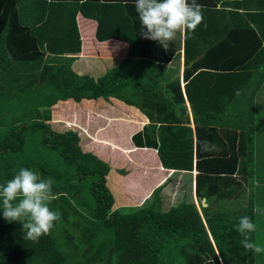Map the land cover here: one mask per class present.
<instances>
[{
  "label": "crops",
  "instance_id": "0c3cea01",
  "mask_svg": "<svg viewBox=\"0 0 264 264\" xmlns=\"http://www.w3.org/2000/svg\"><path fill=\"white\" fill-rule=\"evenodd\" d=\"M197 2L203 5V22L193 32L178 33L167 50L158 41L143 37L142 31L147 29L142 30L135 0H35L28 5L39 12L36 22L50 27V49L69 53L61 67L88 74L91 83L108 73L118 83L107 96L97 94L102 87H94L79 102L71 98L53 106V119L78 126L84 142L98 143L95 152L101 159L113 165L121 155L109 175L120 194L115 208L140 206L161 186L162 211L186 201L200 207L205 198L212 215L226 208L246 213L249 196L241 197L240 185H253L251 205L260 212L254 232L258 246L264 240V213L260 211L264 205V151L261 147L256 150L253 143L250 181L246 180L250 168L237 171L244 160L237 149L250 146L249 126L245 128L250 121L264 133V122L258 119L264 116V0ZM195 40L200 48L210 49L207 65L213 69L198 70L187 79V67L196 61L187 64L185 44L191 46ZM211 107L223 109L220 120L204 118ZM12 110L5 108V115ZM204 141L215 145L213 154L203 150ZM189 145L194 150L192 163ZM158 148L167 150L170 167H164ZM236 151L239 161L233 173ZM5 156L4 168L15 162ZM19 156L14 159L22 162ZM148 166L152 174L146 175ZM181 183L189 186L179 187ZM197 185L207 192L206 197L197 198ZM215 197L229 201L225 205Z\"/></svg>",
  "mask_w": 264,
  "mask_h": 264
},
{
  "label": "trees",
  "instance_id": "16d2710c",
  "mask_svg": "<svg viewBox=\"0 0 264 264\" xmlns=\"http://www.w3.org/2000/svg\"><path fill=\"white\" fill-rule=\"evenodd\" d=\"M30 1L35 0H0V103L4 104L0 111V172L16 174L20 168H28L41 172L42 178H54L53 192L57 198L49 207L59 211L62 218L49 234L37 240L26 239L20 222L10 223L3 218L0 202V264H256L257 253L243 248V236L237 231L242 216L251 217L256 225L259 222L260 212L251 205L253 185H240L241 197L249 196L246 213L226 208L227 211L220 209L212 215L209 206L201 213L194 202H183L162 211L158 189L140 206L115 208L120 194L109 175L121 155L112 165L95 152L96 141L93 144L86 141L85 146L76 131H55L51 122H58L53 119V106L59 100L72 98L79 102L94 87H102L103 91L97 94L107 96L118 83L109 78V73L91 83L88 74H77L70 66L61 67L62 59L69 53L50 49V27L36 22L35 14L39 12L28 5ZM209 50L200 48L196 40L191 46L189 42L185 44L187 64L202 55L187 67V79L198 70L213 69L207 65ZM5 108L13 109L10 115H5ZM223 114V109L211 107L204 118L220 120ZM255 125L256 122H249L250 146L245 144L237 149L244 158L237 171L247 172L250 168L246 178L250 181ZM244 136L247 139V133ZM158 151L164 167H170L167 150L158 148ZM237 151L232 157L233 173L239 161ZM6 154L15 161L7 164V169L3 167ZM193 154L192 147L191 163ZM55 155H59L57 163L53 160ZM16 156L22 162H17ZM149 173L152 174L150 166L146 168V175ZM4 181L0 179V183ZM197 193L206 197L207 192L197 185ZM228 201L222 200L225 205ZM249 236L255 243L257 233Z\"/></svg>",
  "mask_w": 264,
  "mask_h": 264
},
{
  "label": "clouds",
  "instance_id": "9594fccd",
  "mask_svg": "<svg viewBox=\"0 0 264 264\" xmlns=\"http://www.w3.org/2000/svg\"><path fill=\"white\" fill-rule=\"evenodd\" d=\"M135 9L142 30L147 29L142 31L143 37L158 41L165 50L176 39L178 33L187 34L195 31L204 19L203 5L197 0H135ZM214 148L215 145L209 141L203 142L204 151H212ZM55 183L52 177L42 178L33 170L20 168L12 179L0 184L3 218L10 223L20 222L26 239L37 240L42 235L49 234L56 222L61 221V213L49 207L57 198L53 192ZM194 203L202 213V208L206 206L200 205V208L199 204ZM237 231L243 236L241 245L246 251L251 250L254 253L261 251V248L252 242L249 236L256 231V224L251 217L242 216L239 219ZM210 236L215 243L212 235Z\"/></svg>",
  "mask_w": 264,
  "mask_h": 264
},
{
  "label": "rangeland",
  "instance_id": "374dc122",
  "mask_svg": "<svg viewBox=\"0 0 264 264\" xmlns=\"http://www.w3.org/2000/svg\"><path fill=\"white\" fill-rule=\"evenodd\" d=\"M256 113H261V110L257 109ZM258 119L262 122V119H264V116H258ZM62 121H63V123H61V124H65V126H62V127L57 125V124H59V122H51L52 129L55 131H58V132H68L69 130H72V131H76L79 134L78 130L76 129V127H78V126L74 125V123H72V122H67L64 120H62ZM248 126H249V124L247 123L245 125V128H247ZM262 126H264V124H262ZM36 130L38 131L40 129L38 128ZM254 134H255L254 135V143H256V145H255L256 150L259 147H261V149L264 151V133H262L259 130L257 125H255V127H254ZM40 135L38 136V138L40 137ZM24 136H26V133L24 134ZM33 136L36 137L35 135H33ZM79 136H80V138H82L81 134H79ZM84 144H85V146H87L85 142H84ZM85 148L88 149L87 147H85ZM11 159H13V158H11ZM53 160H54V163H57L59 160V155H55L53 157ZM38 174L42 175L41 172ZM14 175H15V172L9 173L7 175H4L2 172H0V179L5 180L4 182H2L0 184H4L6 181L12 179L14 177ZM182 186L187 188L189 185H188V183L179 184V187H182ZM223 191H225V190H223ZM211 197H213V196H211ZM197 198L199 199L200 197L198 196ZM215 199H218L219 202H222V200L224 198L223 197H215ZM198 202H200V200ZM202 206H204L203 203H202ZM260 211L264 213V205H261ZM2 213H3V210H2ZM257 243H258V247L261 248V251L259 253H257V263L256 264H264V240L261 241V239H260V241Z\"/></svg>",
  "mask_w": 264,
  "mask_h": 264
},
{
  "label": "water",
  "instance_id": "95a60500",
  "mask_svg": "<svg viewBox=\"0 0 264 264\" xmlns=\"http://www.w3.org/2000/svg\"><path fill=\"white\" fill-rule=\"evenodd\" d=\"M197 60H199V56L194 60V61H192L191 63L193 64L195 61H197ZM205 201V202H204ZM206 199L204 198V200H203V205L204 206H206Z\"/></svg>",
  "mask_w": 264,
  "mask_h": 264
}]
</instances>
